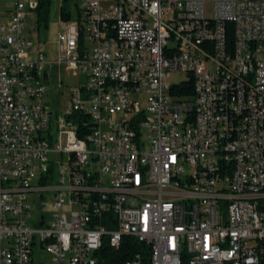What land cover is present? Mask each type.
I'll return each instance as SVG.
<instances>
[{
	"label": "built area",
	"instance_id": "2783aa9c",
	"mask_svg": "<svg viewBox=\"0 0 264 264\" xmlns=\"http://www.w3.org/2000/svg\"><path fill=\"white\" fill-rule=\"evenodd\" d=\"M37 6L0 0V264H97L125 236L149 264H264V0H77L56 60L22 34ZM56 71L87 78L58 110Z\"/></svg>",
	"mask_w": 264,
	"mask_h": 264
},
{
	"label": "rangeland",
	"instance_id": "374dc122",
	"mask_svg": "<svg viewBox=\"0 0 264 264\" xmlns=\"http://www.w3.org/2000/svg\"><path fill=\"white\" fill-rule=\"evenodd\" d=\"M52 6L50 9V15L46 23L37 24L36 21V11H28V15L25 19L22 34L27 38L29 43H36L39 39L44 42L43 49L47 52V58L50 60H56L58 57V42L57 36L61 30L60 20H59V4L60 0H52ZM2 6V2H1ZM76 6L71 9L72 17L75 18L78 14ZM67 72V73H65ZM57 73V79L50 82V91L48 94V99H50L52 108L58 110L59 107L55 104L54 100L60 98V105L62 106L65 101V96L61 92L66 90V85L70 86L76 83L77 78L79 79V84H83L87 81L85 73H81L77 77V72L75 71H65ZM185 73H176L171 78H169L171 83H177L181 80H185ZM141 104L143 107L147 106L146 95L141 98ZM62 142H66V134L62 135Z\"/></svg>",
	"mask_w": 264,
	"mask_h": 264
},
{
	"label": "trees",
	"instance_id": "16d2710c",
	"mask_svg": "<svg viewBox=\"0 0 264 264\" xmlns=\"http://www.w3.org/2000/svg\"><path fill=\"white\" fill-rule=\"evenodd\" d=\"M52 0H38L36 8V21L37 24L46 23L50 15ZM77 0H60L59 4V20H69L72 18L71 9L76 6ZM228 37L232 39V24L227 23ZM203 46H208L202 44ZM234 41H232L233 52ZM172 94L176 95H192L193 94V80L187 79L179 85H175L171 89ZM151 247L145 241H138L134 237L125 236L122 238L121 244L118 248H112L109 245H103L99 248L95 255H97V264H122L127 259L135 256H140L143 263H150Z\"/></svg>",
	"mask_w": 264,
	"mask_h": 264
},
{
	"label": "bare ground",
	"instance_id": "6f19581e",
	"mask_svg": "<svg viewBox=\"0 0 264 264\" xmlns=\"http://www.w3.org/2000/svg\"><path fill=\"white\" fill-rule=\"evenodd\" d=\"M174 16H182V9H174ZM140 23H143L144 26H152V17L151 12H143L142 15H140ZM202 44H206L208 46H212V39L209 38H202ZM241 50V41H234L233 45V52H240ZM177 73H185L187 80L189 78V70H179ZM181 80L177 83H171L169 79H167V88H172L175 85L181 84L183 81Z\"/></svg>",
	"mask_w": 264,
	"mask_h": 264
},
{
	"label": "crops",
	"instance_id": "0c3cea01",
	"mask_svg": "<svg viewBox=\"0 0 264 264\" xmlns=\"http://www.w3.org/2000/svg\"><path fill=\"white\" fill-rule=\"evenodd\" d=\"M48 56V55H47ZM56 100V99H55Z\"/></svg>",
	"mask_w": 264,
	"mask_h": 264
}]
</instances>
